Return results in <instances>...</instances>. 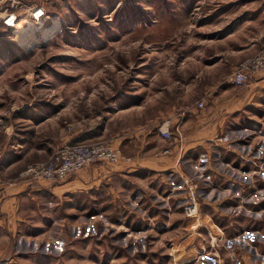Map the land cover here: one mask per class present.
I'll use <instances>...</instances> for the list:
<instances>
[{"label":"rangeland","instance_id":"obj_1","mask_svg":"<svg viewBox=\"0 0 264 264\" xmlns=\"http://www.w3.org/2000/svg\"><path fill=\"white\" fill-rule=\"evenodd\" d=\"M19 1L43 5L39 23L55 24L42 35L33 22L34 29L22 36L0 24L1 182H13L17 173L1 160L34 130L60 126L63 137L72 126H101L109 118L105 132L116 133L132 123L156 119L158 124L202 93L207 101L221 92L238 97L242 88L224 79L264 39V0ZM250 93L257 102L236 115L256 132L248 149L256 172L248 165L242 175L229 177L247 187L243 193L236 186L229 191L244 201L254 194L264 200V86ZM95 140L111 143L109 138L88 141ZM255 148L263 152L255 154ZM183 180L167 172L161 182H118L117 195L97 187L88 190L90 196L74 193L55 200L48 228L34 239L17 238L9 264H178L175 247L193 221L181 213ZM213 187L207 191L201 183L199 194L215 200L220 192Z\"/></svg>","mask_w":264,"mask_h":264},{"label":"crops","instance_id":"obj_2","mask_svg":"<svg viewBox=\"0 0 264 264\" xmlns=\"http://www.w3.org/2000/svg\"><path fill=\"white\" fill-rule=\"evenodd\" d=\"M250 53L243 54L242 57ZM262 82L263 79L248 82L244 86L231 84V87L242 88L240 95L246 90L241 97L234 94L228 97L221 95V92L220 96L208 98L207 101L202 93L192 102L183 103L172 114L173 117L169 118L171 136L167 140L156 132V119L147 124L132 123L131 127L128 126L130 129L113 133L105 132L108 126L105 123H109V118H105V123L101 126L85 123L72 126L71 131L63 137L61 135L65 131L60 126L50 131L34 130L30 138L15 143L8 156L5 155L1 160L4 168L17 173L12 178L13 182L0 180V264H9L14 260V243L17 238L22 241L34 239L36 232L44 227L48 228L55 200L60 201L74 193L90 196L88 190H96L97 187L101 191L104 187L105 192L117 195L118 182L131 184L152 182L153 179L161 182L163 173L167 172L175 173L181 178L191 177L196 183L198 198L197 214L192 222H188L189 228L184 226L187 235L177 243L180 248L175 247L178 264H230L227 254L229 245L237 247L243 264H264V200L254 194L251 201H244L243 197L237 198L229 193L231 189L235 191L232 186L238 187L239 193L247 189L243 182L232 181L230 175H242L241 170L248 165L256 172V160L253 161L251 158L254 156L248 154L250 143L256 139V132L253 133L248 123L241 125L236 113L242 107L257 102L251 100L250 91H260L264 86ZM199 98L203 100L200 108L194 105ZM60 137L74 141L109 138L112 145L119 148L121 158L113 164H89L61 180L30 181L18 176V171L26 163L44 159L54 141ZM257 145L261 147L260 139ZM164 148L167 149L166 152L162 151ZM253 151L260 154L261 149L255 148ZM220 177L221 180L216 182L215 178ZM200 182L207 191L211 186L218 189L220 194L215 200L199 194ZM256 189L254 186L252 192L256 193ZM218 203H222L221 209L216 206ZM257 203L260 205L257 206ZM243 216L246 217L244 225L240 223ZM233 219H238L239 224L233 222ZM39 220L45 226H38ZM189 234L192 237L190 241Z\"/></svg>","mask_w":264,"mask_h":264},{"label":"built area","instance_id":"obj_3","mask_svg":"<svg viewBox=\"0 0 264 264\" xmlns=\"http://www.w3.org/2000/svg\"><path fill=\"white\" fill-rule=\"evenodd\" d=\"M4 1L7 3L1 6ZM44 16L45 9L39 3L26 5L19 0H0V24L3 27L13 28L21 20L37 23ZM260 79H264V39L252 54L233 64L224 80L234 86H244L248 82ZM194 105L202 107V98L195 100ZM169 125V118H164L157 124L155 129L162 139L170 138ZM162 151L166 152L167 149L164 148ZM120 158L119 148L106 140L64 139L55 144L44 159L24 165L18 176L30 181L61 180L91 163L113 164ZM183 184L181 213L186 218L195 217L198 211L196 183L187 178L183 180ZM236 248L234 245L227 247L230 264H243L242 256Z\"/></svg>","mask_w":264,"mask_h":264},{"label":"bare ground","instance_id":"obj_4","mask_svg":"<svg viewBox=\"0 0 264 264\" xmlns=\"http://www.w3.org/2000/svg\"><path fill=\"white\" fill-rule=\"evenodd\" d=\"M23 20H21V22H22ZM21 22H17L16 24H15V26H14V28H15V33H16V35H18V36H22V35H29V33H30V29L34 26L33 25V23L32 22H30V20H24L23 22H24V24H21L20 25V23ZM41 22V21H40ZM17 24H18V26H17ZM36 24H38V25H36V27H35V29L34 28H32V29H34V30H38L39 32H41V34L42 35H44L45 33H47L51 28H53V26H54V24H55V22H54V20H52V23H51V25L49 26V27H46V26H44V25H42L41 23H39V22H37ZM40 24V25H39Z\"/></svg>","mask_w":264,"mask_h":264}]
</instances>
